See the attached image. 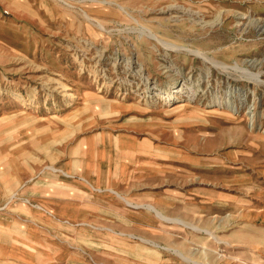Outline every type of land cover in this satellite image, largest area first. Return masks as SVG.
Listing matches in <instances>:
<instances>
[{
	"label": "rangeland",
	"instance_id": "obj_1",
	"mask_svg": "<svg viewBox=\"0 0 264 264\" xmlns=\"http://www.w3.org/2000/svg\"><path fill=\"white\" fill-rule=\"evenodd\" d=\"M117 4L264 80V0H0V264H264V83Z\"/></svg>",
	"mask_w": 264,
	"mask_h": 264
},
{
	"label": "bare ground",
	"instance_id": "obj_2",
	"mask_svg": "<svg viewBox=\"0 0 264 264\" xmlns=\"http://www.w3.org/2000/svg\"><path fill=\"white\" fill-rule=\"evenodd\" d=\"M60 1L65 3V4H69L70 3V0H60ZM92 1H95V0H92ZM117 5H118V9L119 10L124 11L125 12L124 14H126V16L128 15L130 18H132V20L136 23V25L128 26L125 29L127 31H129V33L130 32H135V33L140 34L144 38L152 40L153 41L152 48H154L155 50H159V48L162 47L165 50H169V51H177V52L182 51V52H185V53L187 52L189 54H192V55H195V56L201 58L205 63H210L211 65L216 66L218 68H221V69H223L225 71L234 70V72H238L237 74H239L242 77L247 78L248 80L252 81L255 85H258L260 83H264V80H262L260 78L258 73L250 72L247 68L242 67L241 64H238L237 62L235 64H228V63H226L224 61L217 60L214 57H211V56L207 55L206 53H204L199 48H195V47H192V46L190 47V46L183 45V44H178L176 42L169 41V40H166V39L162 38L153 29H151L147 25L141 24L139 22L138 18L134 17L133 15H130L126 11L125 6H123L121 4H117ZM172 7H176L177 11L182 13L181 16L180 15L179 16H173L172 19L174 21H179L182 18H184L183 16H185L192 23H199L202 26L214 27L216 25H221L223 23V20H224V12L222 10H218L216 12V14L211 19H206L204 16L201 17L200 15H198L197 13H199V11L195 10L190 5L189 6H185V5H181V4H170V5H168V8H166V9H169V8H172ZM84 15H85V17L88 20L92 21L98 28H100L102 30L104 29L103 25L99 21H97L96 19L92 18L88 12H85ZM239 18L240 19H246V20L248 19L247 22L242 21V23L245 24V25H249L250 23L253 22V19L249 15H247L245 13H241V16ZM130 61H131V63H137L140 66V68H138V69L141 70V65H142L141 62H139L137 59L136 60H132V58H131ZM209 73H210V67H208L207 70L205 71V75L208 76ZM60 86H61V88L66 89L65 84L61 83ZM187 86L191 87L185 81L183 83H181V84L171 85L169 88H167L165 90L161 89L159 92L157 91L158 93H157L156 97H161V98L165 99L166 101H171V103H172V100L177 98L178 93L182 94L183 92H186V93H188L187 94L188 98L193 99L195 97V95H196V91L192 90L191 88H189L188 90H185V89H187ZM228 104L231 105L229 100H228ZM183 105H188V103H183ZM254 117H255L254 113L250 115V118H252V122H251L252 125H253ZM11 196H14V193ZM124 200L128 204H132L127 199L124 198ZM37 207H39V206H37ZM147 207L152 209L157 216H159V217H161V218H163L165 220H170L171 219V218H168V217L164 216L163 214H161L160 211H158L154 206L148 204ZM176 221L183 222L181 220H176ZM194 228L195 229H199L197 227H194Z\"/></svg>",
	"mask_w": 264,
	"mask_h": 264
},
{
	"label": "crops",
	"instance_id": "obj_3",
	"mask_svg": "<svg viewBox=\"0 0 264 264\" xmlns=\"http://www.w3.org/2000/svg\"><path fill=\"white\" fill-rule=\"evenodd\" d=\"M60 19H63L64 20V18H60ZM70 24V23H69Z\"/></svg>",
	"mask_w": 264,
	"mask_h": 264
}]
</instances>
